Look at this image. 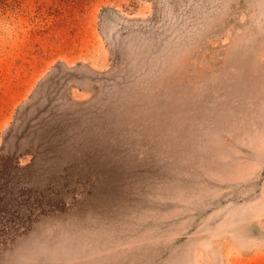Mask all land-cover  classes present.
<instances>
[{"label": "rangeland", "instance_id": "obj_1", "mask_svg": "<svg viewBox=\"0 0 264 264\" xmlns=\"http://www.w3.org/2000/svg\"><path fill=\"white\" fill-rule=\"evenodd\" d=\"M194 240L264 264V0H0V264Z\"/></svg>", "mask_w": 264, "mask_h": 264}, {"label": "bare ground", "instance_id": "obj_2", "mask_svg": "<svg viewBox=\"0 0 264 264\" xmlns=\"http://www.w3.org/2000/svg\"><path fill=\"white\" fill-rule=\"evenodd\" d=\"M251 236L247 237L245 240H249ZM254 240V239H253ZM209 247V243L207 241H199V240H194L190 247H188L189 253L187 254L188 258L190 261L193 263L196 262V260L193 257H197L204 249Z\"/></svg>", "mask_w": 264, "mask_h": 264}]
</instances>
